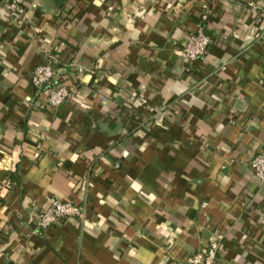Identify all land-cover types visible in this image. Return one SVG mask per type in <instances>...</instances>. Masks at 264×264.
Instances as JSON below:
<instances>
[{
  "label": "crops",
  "instance_id": "obj_1",
  "mask_svg": "<svg viewBox=\"0 0 264 264\" xmlns=\"http://www.w3.org/2000/svg\"><path fill=\"white\" fill-rule=\"evenodd\" d=\"M7 1L0 264H185L217 233L220 264H264V0ZM200 25L208 51L184 59ZM50 59L78 90L58 108L31 84ZM50 196L86 220L35 233Z\"/></svg>",
  "mask_w": 264,
  "mask_h": 264
},
{
  "label": "built area",
  "instance_id": "obj_2",
  "mask_svg": "<svg viewBox=\"0 0 264 264\" xmlns=\"http://www.w3.org/2000/svg\"><path fill=\"white\" fill-rule=\"evenodd\" d=\"M204 8L203 20L208 17V3L202 5ZM249 8L264 21V5L254 2L248 3ZM6 7L10 11L16 12L22 16L26 13L17 0H8ZM211 39L204 31L203 25H200L198 30L188 34L186 43L182 50V56L187 60H197L202 58L208 51ZM223 69L226 68L224 64ZM31 84L36 90L46 89L47 91V106L58 108L66 101L75 99L78 90L71 89L64 83L56 82V71L54 68L53 59L38 65L32 72ZM251 169L259 180L264 184V148L259 150L250 161ZM13 185L11 180H7L5 188L10 189ZM49 206L39 213L36 221L35 233H42V230L55 225L67 218H77L81 221L86 220V207L81 204H76L72 201L62 200L58 197H48ZM223 240V234L217 233L210 238L208 246L191 254L185 264H220L219 250Z\"/></svg>",
  "mask_w": 264,
  "mask_h": 264
}]
</instances>
